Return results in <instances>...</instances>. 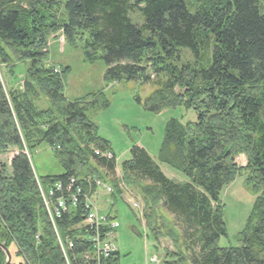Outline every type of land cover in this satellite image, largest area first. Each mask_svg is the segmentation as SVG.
<instances>
[{
	"label": "trees",
	"instance_id": "16d2710c",
	"mask_svg": "<svg viewBox=\"0 0 264 264\" xmlns=\"http://www.w3.org/2000/svg\"><path fill=\"white\" fill-rule=\"evenodd\" d=\"M260 6L261 0H0V67L13 77L16 65L28 63L21 87L7 94L0 82V244L14 246L19 264H66L31 153L42 145L53 149L62 169L60 175L37 178L43 190L70 178L83 184L99 177L98 170L115 174L116 168L113 159L94 155L110 148L87 116L95 105H107L103 94L66 100V74L48 64L46 40L54 33L78 45L85 62L101 61L106 85L151 86L142 102L150 113L181 106L195 114L193 123L167 121L157 156L186 182L168 179L137 146L118 167L121 180L142 199L145 228L155 244L164 237L171 242L162 264H264ZM131 13L143 22L132 23ZM181 50L189 51L190 61L181 62ZM38 98L47 100L46 109L37 108ZM240 154L244 168L234 162ZM241 176L254 205L239 246L220 248L226 230L219 194ZM111 198L117 204L118 195ZM81 206L54 219L59 238L73 240L75 253L85 249L76 239L83 232L75 230ZM166 215L170 220L164 222Z\"/></svg>",
	"mask_w": 264,
	"mask_h": 264
},
{
	"label": "rangeland",
	"instance_id": "374dc122",
	"mask_svg": "<svg viewBox=\"0 0 264 264\" xmlns=\"http://www.w3.org/2000/svg\"><path fill=\"white\" fill-rule=\"evenodd\" d=\"M260 10L264 14V1L262 0ZM129 17L134 24L139 25L143 22L138 13H131ZM46 42L48 64L56 66L60 74H66L64 78V97L66 100L72 102L90 98L91 95H95L98 92L103 94V102H106L107 105L104 106L102 104V108L98 104L95 105L94 109L87 112V116L96 125L98 137L109 143V148L117 167L129 159L131 147L137 146L147 152L168 179L175 182H186L185 176L181 173L167 165L160 164L157 156L163 141L167 121L175 119L182 124L193 123L195 121L194 112L185 110L180 106L164 109L158 114L150 113L144 108L142 102L153 90L151 86L144 85L140 87L133 82L106 85L103 81L104 65L101 61L92 64L85 62L81 48L78 45L71 47L65 44L63 37L59 33L50 34ZM180 54L182 63L184 60H191L188 50H181ZM27 64V62H24L16 65L14 68L15 77H11L8 74V70L0 67V82L7 94L11 89H18L20 81L22 82L23 80V72L26 70ZM175 91L179 92L178 89ZM138 98H140L141 102L136 100ZM36 106L38 109H46L48 102L43 98H38ZM56 156L45 145L31 153L30 164L35 174V180L38 177L62 174V169ZM6 158L8 159L9 156L4 159ZM234 162L238 168H244L247 161L245 155L240 154L234 158ZM102 171L104 170L102 169ZM102 171L98 170V175L104 180L97 178L104 181V183L116 178L115 174L104 172V175ZM119 180L125 184L121 177H119ZM112 182L114 185L106 184L114 188L116 179ZM133 190H130L129 196L140 202L142 206V199L137 189ZM97 193L98 195L92 201L99 217H114L119 223V229L116 231L114 241L115 248L118 251L116 263L156 264L151 262L152 257L155 256L157 264H161L162 253L172 251L169 239L161 238L159 243L155 244L150 231L139 222L137 213L131 211L122 199L119 198L115 205L116 212H110V204L105 203L106 194L99 190H97ZM120 194L125 195L128 192L125 190V193ZM135 195L140 198H136ZM219 201L222 205V219L226 233L225 236L220 237L218 240L217 247H237L239 246V234L245 229L254 205V195L246 187L244 176L236 178L232 183L225 186L220 191ZM166 217H164V222L167 219L170 220L169 217ZM8 253L10 255V264L20 263V260L15 256L14 246L8 248Z\"/></svg>",
	"mask_w": 264,
	"mask_h": 264
},
{
	"label": "built area",
	"instance_id": "2783aa9c",
	"mask_svg": "<svg viewBox=\"0 0 264 264\" xmlns=\"http://www.w3.org/2000/svg\"><path fill=\"white\" fill-rule=\"evenodd\" d=\"M106 157L111 158L108 154ZM85 182L82 184L76 182L74 178H70L67 183H55L46 190H42L38 185L43 207L52 224L56 241L66 264H115L113 262L116 252L114 241L115 232L119 225L107 216L99 217L92 201L97 190L109 196L113 193V189L96 178H89ZM120 189L122 193H125V188L120 187ZM127 192L128 194H123L127 205L131 209L141 212L140 202L130 197V192ZM79 204H82L80 209L81 222L75 227V230L83 233L76 239L78 244L84 246L85 249L80 253H75L73 252V246H75L73 240L69 238L61 240L59 238L54 228V219L59 218L60 214H63L68 208Z\"/></svg>",
	"mask_w": 264,
	"mask_h": 264
},
{
	"label": "water",
	"instance_id": "95a60500",
	"mask_svg": "<svg viewBox=\"0 0 264 264\" xmlns=\"http://www.w3.org/2000/svg\"><path fill=\"white\" fill-rule=\"evenodd\" d=\"M0 250H2V252L5 255V262H4V264H9V262H10V255L8 253V250L3 245H1V244H0Z\"/></svg>",
	"mask_w": 264,
	"mask_h": 264
},
{
	"label": "crops",
	"instance_id": "0c3cea01",
	"mask_svg": "<svg viewBox=\"0 0 264 264\" xmlns=\"http://www.w3.org/2000/svg\"><path fill=\"white\" fill-rule=\"evenodd\" d=\"M15 77V76H14ZM19 88V87H18ZM162 256H163V253H162Z\"/></svg>",
	"mask_w": 264,
	"mask_h": 264
}]
</instances>
